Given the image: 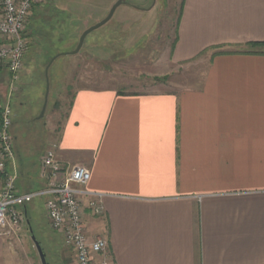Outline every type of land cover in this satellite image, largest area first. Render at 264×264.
<instances>
[{"label":"crops","instance_id":"0c3cea01","mask_svg":"<svg viewBox=\"0 0 264 264\" xmlns=\"http://www.w3.org/2000/svg\"><path fill=\"white\" fill-rule=\"evenodd\" d=\"M250 42H264V0H184L170 63L204 62L194 85L72 91L56 155L104 195L85 223L111 264H264V48H237ZM15 235H0V264Z\"/></svg>","mask_w":264,"mask_h":264},{"label":"rangeland","instance_id":"374dc122","mask_svg":"<svg viewBox=\"0 0 264 264\" xmlns=\"http://www.w3.org/2000/svg\"><path fill=\"white\" fill-rule=\"evenodd\" d=\"M116 1L52 0L35 6L27 17V49L19 79L11 92L5 81L0 85L1 98L11 95L12 172L22 192L41 188L37 163L40 166L45 151L56 144L54 137L76 86L157 92L194 85L204 69L205 63L196 59L170 63L181 0H125L107 23L85 37L77 53H70L81 33L103 19ZM47 82L48 101L40 117ZM45 201L46 196H36L26 203L27 217L9 237L19 234L12 240L11 264H41L31 233L40 242L47 264H72L73 252L48 225Z\"/></svg>","mask_w":264,"mask_h":264},{"label":"built area","instance_id":"2783aa9c","mask_svg":"<svg viewBox=\"0 0 264 264\" xmlns=\"http://www.w3.org/2000/svg\"><path fill=\"white\" fill-rule=\"evenodd\" d=\"M52 0H0V67L8 74V91L14 90L27 49L24 28L33 8ZM10 97L0 100V235L7 237L20 227L21 207L36 196H46L45 215L49 227L61 234L64 246L71 249L75 264H111L107 241L89 236L85 223L87 210L100 216L104 212L103 194L87 189L90 171L85 166L65 164L56 155L55 144L45 151L39 166L43 187L22 192L12 172L15 153L10 132ZM99 257V259H98Z\"/></svg>","mask_w":264,"mask_h":264},{"label":"water","instance_id":"95a60500","mask_svg":"<svg viewBox=\"0 0 264 264\" xmlns=\"http://www.w3.org/2000/svg\"><path fill=\"white\" fill-rule=\"evenodd\" d=\"M154 1H155V0H153V3H154ZM123 3H125V0H117V1H116V2L110 7V9H109L107 15H106L103 19L99 20V21L96 22L95 24H93V25L89 26L88 28H86V29L81 33V35L79 36L78 44H77L76 48H75L72 52H70V53H72V54L77 53V52L81 49L85 37H86L90 32H92V31H94V30L100 28V27L103 26L105 23H107V22L111 19V17L113 16V14H114L116 8H117L118 6H120L121 4H123ZM152 6H153V4L149 7V9H151ZM149 9H148V10H149ZM47 101H48V82H47V84H46V89H45V93H44V99H43V104H42V109H41L40 117H42L43 114H44V111H45V109H46V105H47ZM30 232H32L31 229H30ZM31 240L33 241V244H34V246H35V248H36V250H37V253H38V255H39V259H40L41 264H47V262H46V258H45V253H44V251H43V249H42V247H41V245H40V242L37 240V238L35 237V235H34L33 233H31Z\"/></svg>","mask_w":264,"mask_h":264},{"label":"trees","instance_id":"16d2710c","mask_svg":"<svg viewBox=\"0 0 264 264\" xmlns=\"http://www.w3.org/2000/svg\"><path fill=\"white\" fill-rule=\"evenodd\" d=\"M183 3H184V0H181V2H180V8H179V13H178V16H177V22H176L177 23V25H176V34H177V26H178V23H179V20H180L181 10H182V7H183ZM175 42H176V37H175V40H174V43H173V46H172V50L174 48ZM248 45H250L252 47L258 46V47H263L264 48V42H250V43H248ZM21 210L24 213V216L27 217L26 204L21 207Z\"/></svg>","mask_w":264,"mask_h":264}]
</instances>
